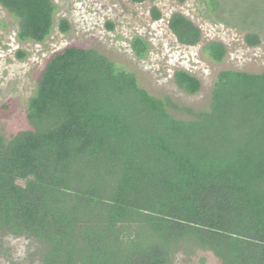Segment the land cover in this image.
<instances>
[{
	"label": "trees",
	"instance_id": "obj_1",
	"mask_svg": "<svg viewBox=\"0 0 264 264\" xmlns=\"http://www.w3.org/2000/svg\"><path fill=\"white\" fill-rule=\"evenodd\" d=\"M0 5L21 40L53 29L51 0ZM169 28L180 44L201 41L183 14ZM132 48L144 59L150 46L135 37ZM204 52L227 55L218 41ZM174 81L189 95L202 87L184 70ZM172 106L98 50L55 53L29 100L30 128L0 135V231L45 244L43 264H170L185 240L223 264H264V72L221 71L209 109L191 119Z\"/></svg>",
	"mask_w": 264,
	"mask_h": 264
},
{
	"label": "rangeland",
	"instance_id": "obj_2",
	"mask_svg": "<svg viewBox=\"0 0 264 264\" xmlns=\"http://www.w3.org/2000/svg\"><path fill=\"white\" fill-rule=\"evenodd\" d=\"M53 29L41 42L21 40L17 18L0 5V135L11 139L30 128L27 112L48 60L75 46L95 49L118 66L134 72L142 88L169 99L171 114L191 119L208 110L218 74L224 70L264 72V0H51ZM160 18L156 19L153 10ZM174 13L193 21L202 33L194 46L180 44L169 28ZM66 23L67 31L63 30ZM258 37L255 44L252 37ZM135 37L149 46L144 59L132 48ZM218 41L227 55L216 63L204 52ZM184 70L201 81V90L189 95L177 87L174 74ZM46 245L26 235L0 231V264H43ZM170 264H223L193 240L171 248Z\"/></svg>",
	"mask_w": 264,
	"mask_h": 264
}]
</instances>
